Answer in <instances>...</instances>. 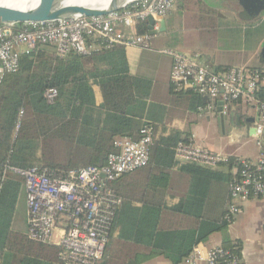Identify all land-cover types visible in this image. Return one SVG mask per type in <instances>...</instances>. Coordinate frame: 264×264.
<instances>
[{"label":"trees","instance_id":"16d2710c","mask_svg":"<svg viewBox=\"0 0 264 264\" xmlns=\"http://www.w3.org/2000/svg\"><path fill=\"white\" fill-rule=\"evenodd\" d=\"M176 5L193 15L216 14L203 0H177ZM241 18L254 27L262 21L244 12ZM134 31L145 34L147 24L138 22ZM254 69L263 71L259 64ZM48 89L57 91L50 104L43 97ZM258 97L264 101V87ZM181 103L184 114H195L203 106L201 96L192 89L177 92L171 85L158 86L131 75L123 47L62 58L52 47H39L21 57L18 71L6 76L0 86V172L6 164L59 171L101 167L115 150L114 141L136 140L146 120L154 125V139L149 164L143 169L157 174L134 182L131 174L141 169L112 184L122 202L97 264H141L156 257L181 264L196 245L215 233L223 234V247L233 248L225 237L230 223L223 220L233 176L218 168L174 160V148L188 142V134L167 126L166 105ZM21 108L24 115L14 139ZM59 147L64 150L62 158L57 155ZM221 167L230 170L231 163ZM171 169L184 175L185 191L180 196L170 191L167 171ZM23 183L21 176L7 171L1 184L0 264H57L56 245L33 242L11 227Z\"/></svg>","mask_w":264,"mask_h":264},{"label":"built area","instance_id":"2783aa9c","mask_svg":"<svg viewBox=\"0 0 264 264\" xmlns=\"http://www.w3.org/2000/svg\"><path fill=\"white\" fill-rule=\"evenodd\" d=\"M174 5L175 0H138L103 17L0 24V86L6 76L18 71L21 57L39 47L54 48L60 58L69 53L87 56L93 50L115 46L147 48L160 33V22ZM148 17L154 21L152 32L137 34L134 26L146 23ZM164 53L172 57L170 82L175 91L192 89L212 101H221L224 114L230 105L241 104L251 108L258 120L264 122V101L258 97L264 87V71L244 66L209 70L198 63L197 57L173 51ZM43 97L50 104L57 91L48 89ZM209 108L213 110L215 106ZM23 115L21 108L16 116L14 139ZM257 133H261V126ZM153 139V126L143 123L136 140L114 141L115 150L101 167L89 165L59 171L47 167L18 169L6 164L0 172V189L7 171L23 178L26 236L33 242L56 245L57 264H97L122 202L112 184L121 176L148 166ZM174 156L184 163L208 169L231 163L233 179L223 216L226 223H232L243 203L264 198V156L257 160L222 156L192 141L179 142ZM53 232L57 233L56 243L50 241ZM182 263L240 264V258L235 248L195 246Z\"/></svg>","mask_w":264,"mask_h":264},{"label":"crops","instance_id":"0c3cea01","mask_svg":"<svg viewBox=\"0 0 264 264\" xmlns=\"http://www.w3.org/2000/svg\"><path fill=\"white\" fill-rule=\"evenodd\" d=\"M176 1L177 0H175V5L172 12L164 19V24H165L164 33H159L157 36L151 39L149 47L125 48L129 73L134 76L145 77L156 83L158 86H164V87L170 85L172 86L170 82L172 57L165 54L164 51H173L179 54H183L185 56H189L191 58L197 57L198 63L207 67L209 70L218 71L229 67L240 66L238 64L228 62L226 59H220L216 57L210 52L209 49L205 47L199 48L198 46L195 45L196 43H192L190 45L187 44L188 46H184L182 48H177V49L170 46L164 48L160 46V44H155V42L160 39L162 34H165L168 37H173L178 35L180 31H181L180 34L181 33L186 34L189 31L198 32L205 30H216L222 27V25L221 26L219 25L221 21L218 18L221 16H225L223 15L225 14L226 11L224 0H203V2L206 4V6L209 9L216 11V14L213 17H210L209 15L206 16L198 15V14L193 15L191 12H187L183 9H179L178 11V16L180 18L179 22L174 19L175 18L174 13L176 12V9L179 8V6L176 5ZM204 18L208 19L207 20L208 22L204 21ZM237 19L245 23L243 18L239 17ZM166 20H168L167 23ZM185 20L188 21L187 24L185 23ZM247 24H250L252 27H254L249 22H247ZM126 30L128 31L130 29L128 28ZM182 30L185 32H183ZM263 41H264V36L261 39L259 38L258 46L260 45V43H263ZM141 58H143L146 61H151L153 59L156 61L155 64L158 66L162 64L163 73H164L162 78H160L161 76L158 71V68H154L153 71L150 73V75L147 74L148 76L143 74H137L136 67L138 66L139 60ZM255 66L251 68H254ZM133 68L135 70H133ZM200 96L202 98L203 95ZM180 102L184 103V101L182 100ZM217 102L218 101L210 100L209 103L203 104L201 99V103L203 106L198 107L195 114L194 113L184 114L183 112L184 105L182 103L179 104L178 106L166 105L167 116L165 118V123L167 124V126L171 128H176L179 131L183 132L184 134H188V141H192L197 145H200L201 147L206 148L219 155L242 158V159H250V160H257L261 156H264L260 151L259 145L257 144V139L249 135L250 122L248 121H250V119L257 120L258 115L251 108L245 107L241 104H232L229 106L226 112L227 118L223 120V122L221 123L219 119V115L216 112ZM211 106H215V109L213 110L210 109L209 107ZM209 111H212L214 113V116L218 118V122L220 124L221 129L223 131H226V136L229 138V143L236 144L237 141L240 142L243 139L253 140L255 142L256 147L258 148L259 153L257 155L255 153L254 155L251 156L245 154V152L243 156L229 154L228 152L225 151V149H223V147L209 145L203 142L202 140H200V138L193 130V127L196 126L198 117L207 116L206 114ZM206 119L208 120L209 117L207 116ZM143 123H149L152 125V123L146 120H143L142 124ZM152 126L154 127V125ZM174 160L178 163H184L176 159L175 156H174ZM218 169L227 171L230 173L231 176H233V171H231V169L228 170V168L226 167L225 168L219 167ZM167 173L171 182L170 191L180 196L185 191V181L183 177L184 175H182L178 170H173V169L168 170ZM155 174H157V171L151 169L148 170L146 168V170L143 169L142 171L136 174H131V176L135 182L137 180H144L146 178L152 177V175ZM226 203L227 200L225 202V208H226ZM223 237L222 238L219 237L213 242L206 241L196 246H201L203 248L222 246ZM225 237L229 239L232 247L236 249L240 258V264H264V198L257 200H250L243 203L239 213L236 215L232 223H230L226 228ZM159 258L162 257L153 258L149 260L147 263L170 264L167 260L163 258L160 261H156L159 260Z\"/></svg>","mask_w":264,"mask_h":264},{"label":"rangeland","instance_id":"374dc122","mask_svg":"<svg viewBox=\"0 0 264 264\" xmlns=\"http://www.w3.org/2000/svg\"><path fill=\"white\" fill-rule=\"evenodd\" d=\"M234 0H224L226 11L225 16H221L218 19L221 21L219 24L222 25L221 28L216 30H205L198 32H187L186 34L178 33V35L173 37H168L165 34H162L160 39L155 42V44H160V46L167 48H182L188 46L192 43L199 48H207L210 52L220 59H226L228 62H232L244 67H253L259 64L258 62V53L262 43L258 46L259 38H263L262 35L264 31V16L260 18L261 23L258 27H252L250 24L241 22L239 17L242 16L243 11L239 9ZM180 8L176 9L175 20L179 22L178 11ZM239 16V17H238ZM259 21V20H258ZM168 20H166V23ZM188 21L185 20L187 24ZM181 29V28H179ZM183 31V30H182ZM185 32V31H183ZM195 41V42H192ZM180 42V43H179ZM188 44V45H187ZM139 60V59H138ZM137 60V61H138ZM155 60L146 61L143 58L139 60V64L136 67L137 74L150 75L154 68H158L160 73V78L163 76V65L160 66L155 64ZM133 70H135L133 68ZM147 75V76H148ZM209 119L206 117H198L196 126L193 127V130L197 136L203 142L213 145L220 146L225 149L229 154H235L243 156L245 154L251 156L256 153H259L258 148L255 145L253 140L243 139L242 141L236 144L229 143V138L226 136V131H223L218 122V118L214 116L212 111H209L206 114ZM229 121V120H227ZM57 155L59 158L64 156V150L60 147L57 149ZM80 168V167H79ZM12 229L15 232L26 233V211H25V200H24V190L21 188L15 211L12 219ZM219 237H223L221 233H215L208 238L207 242H213ZM58 240L57 233L53 232V235L50 239L52 243H56ZM162 258H159L160 261ZM148 261L141 264H151L147 263ZM183 264V263H181Z\"/></svg>","mask_w":264,"mask_h":264},{"label":"water","instance_id":"95a60500","mask_svg":"<svg viewBox=\"0 0 264 264\" xmlns=\"http://www.w3.org/2000/svg\"><path fill=\"white\" fill-rule=\"evenodd\" d=\"M15 2L16 0H11ZM72 0H29L23 9L12 8L9 5L0 3V24H23L27 22H46L75 17H103L113 12H118L132 5L138 0H109L105 8L96 5H74ZM244 8V14L249 18L256 19L259 11H264V0H234ZM252 12L254 15H252ZM147 30L151 33L154 21L151 17L146 19ZM160 33H164V21L160 22ZM258 62L264 71V41L258 53ZM202 103L210 102L208 97L202 96ZM216 112L221 123L225 120L226 114L222 110V102L216 103ZM249 135L257 139L261 153L264 155V122L258 119H250ZM258 126H261V133L258 134Z\"/></svg>","mask_w":264,"mask_h":264},{"label":"bare ground","instance_id":"6f19581e","mask_svg":"<svg viewBox=\"0 0 264 264\" xmlns=\"http://www.w3.org/2000/svg\"><path fill=\"white\" fill-rule=\"evenodd\" d=\"M27 1L29 0H16L15 2H12L11 0H0V3L9 5L12 8L23 9ZM71 3L74 5H80V6L96 5L100 8L101 7L105 8L108 5L109 0H72Z\"/></svg>","mask_w":264,"mask_h":264},{"label":"flooded vegetation","instance_id":"af4514ba","mask_svg":"<svg viewBox=\"0 0 264 264\" xmlns=\"http://www.w3.org/2000/svg\"><path fill=\"white\" fill-rule=\"evenodd\" d=\"M235 3V2H234ZM237 6L239 7V9H241V11H244V8H242L239 4H237ZM252 15H254V13L252 12ZM262 16H264V11H259L257 16H255L257 19L262 18ZM264 19V18H263Z\"/></svg>","mask_w":264,"mask_h":264}]
</instances>
